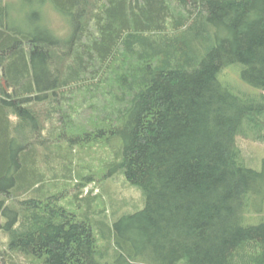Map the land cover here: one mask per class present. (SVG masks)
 Masks as SVG:
<instances>
[{
  "label": "trees",
  "instance_id": "obj_1",
  "mask_svg": "<svg viewBox=\"0 0 264 264\" xmlns=\"http://www.w3.org/2000/svg\"><path fill=\"white\" fill-rule=\"evenodd\" d=\"M40 3L67 36L0 0V264H264V0Z\"/></svg>",
  "mask_w": 264,
  "mask_h": 264
},
{
  "label": "rangeland",
  "instance_id": "obj_2",
  "mask_svg": "<svg viewBox=\"0 0 264 264\" xmlns=\"http://www.w3.org/2000/svg\"><path fill=\"white\" fill-rule=\"evenodd\" d=\"M4 2L5 5L9 7L10 24L16 30L31 33L36 30L38 26L43 24L45 25L47 23L51 26V28H54L57 34L62 36H67L69 34L70 27L68 21L56 12L51 5L46 7V5L44 6L40 3V0H4ZM37 14L40 16L39 18L35 17ZM226 77L241 86L243 90H248L246 86L241 85V82H239L238 79V74L233 70H228L226 72ZM249 89L252 91L255 90L251 87H249ZM244 148L247 156H264V147L260 143L250 142L249 144H245ZM94 188L95 184H92L86 189V191ZM110 191L112 192L110 196L105 199L100 198L98 200V203L95 206L96 209L104 207L111 208V205H114V209L120 211L130 203H137L138 199L141 197L140 193L138 194L137 192L128 190L127 188L121 189L120 186H114L113 188L111 186ZM95 192L96 193L94 194L100 195V191L97 187ZM114 220L117 219L115 218Z\"/></svg>",
  "mask_w": 264,
  "mask_h": 264
}]
</instances>
